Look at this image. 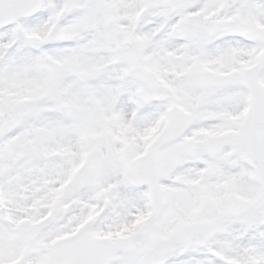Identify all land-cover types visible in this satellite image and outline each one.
Returning a JSON list of instances; mask_svg holds the SVG:
<instances>
[{
	"label": "snow or ice",
	"instance_id": "obj_1",
	"mask_svg": "<svg viewBox=\"0 0 264 264\" xmlns=\"http://www.w3.org/2000/svg\"><path fill=\"white\" fill-rule=\"evenodd\" d=\"M0 264H264V0H0Z\"/></svg>",
	"mask_w": 264,
	"mask_h": 264
}]
</instances>
